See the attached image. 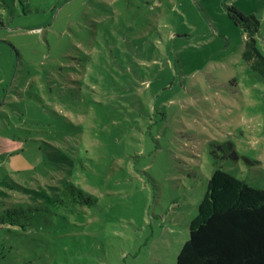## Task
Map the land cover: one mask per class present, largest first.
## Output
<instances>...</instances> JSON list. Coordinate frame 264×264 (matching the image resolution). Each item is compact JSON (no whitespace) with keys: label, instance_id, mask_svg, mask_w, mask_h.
Here are the masks:
<instances>
[{"label":"rangeland","instance_id":"1","mask_svg":"<svg viewBox=\"0 0 264 264\" xmlns=\"http://www.w3.org/2000/svg\"><path fill=\"white\" fill-rule=\"evenodd\" d=\"M228 5L264 55V0H0V264H177L215 170L264 190Z\"/></svg>","mask_w":264,"mask_h":264},{"label":"trees","instance_id":"2","mask_svg":"<svg viewBox=\"0 0 264 264\" xmlns=\"http://www.w3.org/2000/svg\"><path fill=\"white\" fill-rule=\"evenodd\" d=\"M229 17L246 33L243 59L264 79V55L258 48L260 21L233 5ZM62 206H92L94 196L69 183L58 193ZM190 237L177 264H264V190L221 169L208 180Z\"/></svg>","mask_w":264,"mask_h":264}]
</instances>
